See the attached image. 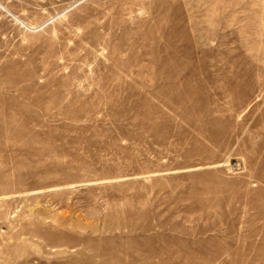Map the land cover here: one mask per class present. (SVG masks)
<instances>
[{"label": "rangeland", "instance_id": "rangeland-1", "mask_svg": "<svg viewBox=\"0 0 264 264\" xmlns=\"http://www.w3.org/2000/svg\"><path fill=\"white\" fill-rule=\"evenodd\" d=\"M0 264H264V0H0Z\"/></svg>", "mask_w": 264, "mask_h": 264}]
</instances>
